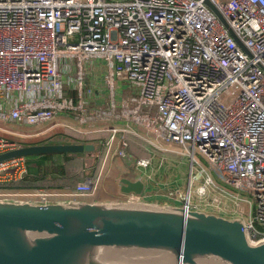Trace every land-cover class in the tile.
Instances as JSON below:
<instances>
[{"label":"built area","instance_id":"obj_1","mask_svg":"<svg viewBox=\"0 0 264 264\" xmlns=\"http://www.w3.org/2000/svg\"><path fill=\"white\" fill-rule=\"evenodd\" d=\"M97 63L110 90L99 105L89 101L85 73ZM120 84L138 96L118 99ZM0 121L109 133L95 179L76 189L0 190V199L98 201L115 156L154 171L156 153L175 146L190 161L186 194L140 172L143 193L118 200L213 209L243 219L253 243L264 241V0H0ZM130 135L153 156L131 155ZM18 148L0 137V155ZM28 174L26 157L0 162V183Z\"/></svg>","mask_w":264,"mask_h":264},{"label":"water","instance_id":"obj_2","mask_svg":"<svg viewBox=\"0 0 264 264\" xmlns=\"http://www.w3.org/2000/svg\"><path fill=\"white\" fill-rule=\"evenodd\" d=\"M206 4L246 50L220 11ZM95 151L93 144L32 145L0 155V162ZM119 182L122 194L145 189L140 179ZM162 263L264 264V241L253 243L239 217L165 203L0 199V264Z\"/></svg>","mask_w":264,"mask_h":264},{"label":"trees","instance_id":"obj_3","mask_svg":"<svg viewBox=\"0 0 264 264\" xmlns=\"http://www.w3.org/2000/svg\"><path fill=\"white\" fill-rule=\"evenodd\" d=\"M54 133V134H53ZM51 138L44 143V139L39 137L35 139L12 138L5 135L7 141L16 143L20 147L32 145L51 144V140L59 138V141L70 144H88L93 143L98 146L101 141H105L109 137V133H95L90 135H81L69 129L60 128L53 132ZM53 138V139H52ZM130 148L129 153L136 158H150L153 156V151L144 141L130 135L128 137ZM33 141V142H32ZM53 144V143H52ZM158 156L160 153H156ZM89 156L92 154H50L43 157L36 165V172L29 173L20 180H15L9 183H0V190H36V189H76L79 184L85 181L90 176L96 178L101 170L104 154L101 157H95L92 166L88 164ZM169 174L163 176V181H167Z\"/></svg>","mask_w":264,"mask_h":264},{"label":"rangeland","instance_id":"obj_4","mask_svg":"<svg viewBox=\"0 0 264 264\" xmlns=\"http://www.w3.org/2000/svg\"><path fill=\"white\" fill-rule=\"evenodd\" d=\"M97 69L90 70L87 66H85V73L88 76V84L90 88H93V91L95 93V90L97 89L95 86L97 81L99 80H95L96 79V75L98 74V72L96 71ZM75 76V69H74V65H72V72L71 74L68 76V79L74 78ZM102 86H104L105 88V95H109L110 94V90L104 85V80H103V76H102ZM94 84V85H93ZM71 92L66 90V94L69 95ZM117 93H118V99L120 97H125L127 95H134V96H138V89L136 88H130L128 84H120V88L117 89ZM93 96V95H92ZM90 96L89 97V101L90 103H94L95 99ZM15 129H18V126L14 125V124H10V123H4L2 121H0V135L5 136V135H12V133H5L2 132V130L9 132L11 130V132L16 133V137L19 138H23V139H35L38 137H42L44 140V143L49 140L51 138V136L55 130L51 129L50 131L47 132V134H39L38 133H33L32 131L38 130V127L35 128H24L23 132L25 133H21L16 131ZM45 130V129H44ZM138 133L140 135L145 136L146 134L144 132H142L140 129L137 130ZM32 132V133H31ZM50 134V135H49ZM20 135V136H19ZM50 137V138H47ZM53 139V138H52ZM57 140H60L59 138L53 139L51 140V144L54 142H58ZM50 141V140H49ZM33 142V141H32ZM60 143H63L64 141H59ZM169 150L173 151L172 153H164L162 155H155L154 157V162L156 163V169L157 170H147V169H143L142 171L138 170L136 165H133L132 161L126 160V159H121L118 156H115V158L112 160L111 164H110V172L111 175H115L117 177H119V181L123 178H131V179H137L140 176V172L142 173H151L154 176V179L157 180L159 183L163 184V183H170L168 185H171L172 183L174 184L175 187H177L183 194H186L188 191V182H189V175H190V161L185 158V157H181L182 156V152L183 150L179 147H169ZM99 152V147L97 146L96 151L91 153L93 156H89L88 158V164L89 166H92L94 163V159L97 156V153ZM86 154V153H84ZM83 154V155H84ZM43 157H40V159L38 158H29L28 159V168L30 170V172H33L35 170V165L37 164V161H43ZM206 170L208 172H211L210 169L205 166ZM198 170V168H196V171ZM169 174V178L167 181H163V176L165 174ZM197 185L193 188L194 190L196 189ZM170 187V186H169ZM157 199V198H156ZM167 201V200H166ZM164 202V201H161ZM208 211H214L213 209H207Z\"/></svg>","mask_w":264,"mask_h":264},{"label":"crops","instance_id":"obj_5","mask_svg":"<svg viewBox=\"0 0 264 264\" xmlns=\"http://www.w3.org/2000/svg\"><path fill=\"white\" fill-rule=\"evenodd\" d=\"M96 71L98 72V74L96 75V79L95 80H99L100 79V81L96 82L97 86H95V87L97 89L95 90V93L93 94L92 97L95 99L94 103L96 105H99V104H103L105 102L106 97H107V95H105V93H104V91H105L104 88L105 87L102 86V79H101L102 78V65H101V63H97V70ZM28 128L32 129V128H35V127H28ZM38 128H39L38 130H35V131H32V132L33 133L40 132L39 134H47V132L50 131V130H44L42 127L41 128L38 127ZM23 129L24 128L18 127V129H15V130L18 131V132H21V133H25V132H23ZM54 130L57 131L58 129H54ZM2 132L12 133V135H9V137L19 138V137H16L17 136L16 133L11 132V130L9 132L2 130ZM0 137H3V136L0 135ZM39 162L40 161H37V164ZM111 162H110V164H111ZM36 165H35V167H36ZM156 166L157 165L154 162V170H157ZM109 168H110V166L106 169L105 175L103 176V178L101 180V187H100L101 188V193H100V197H99L98 201H116V200L119 199L120 192H121V190H120L121 185H120V182H119V177H117L115 175H111V172H110ZM28 172L31 173L29 168H28ZM35 172H36V168L33 171V173H35Z\"/></svg>","mask_w":264,"mask_h":264},{"label":"bare ground","instance_id":"obj_6","mask_svg":"<svg viewBox=\"0 0 264 264\" xmlns=\"http://www.w3.org/2000/svg\"><path fill=\"white\" fill-rule=\"evenodd\" d=\"M162 264H164V263H162Z\"/></svg>","mask_w":264,"mask_h":264}]
</instances>
